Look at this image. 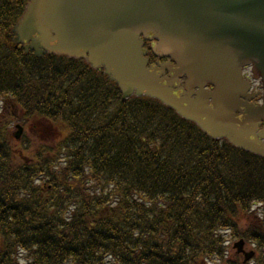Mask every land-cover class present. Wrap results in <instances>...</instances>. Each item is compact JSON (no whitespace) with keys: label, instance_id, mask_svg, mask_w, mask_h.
Segmentation results:
<instances>
[{"label":"trees","instance_id":"obj_1","mask_svg":"<svg viewBox=\"0 0 264 264\" xmlns=\"http://www.w3.org/2000/svg\"><path fill=\"white\" fill-rule=\"evenodd\" d=\"M0 0V264H264V159L84 59L35 56ZM26 128L14 138V125Z\"/></svg>","mask_w":264,"mask_h":264},{"label":"water","instance_id":"obj_2","mask_svg":"<svg viewBox=\"0 0 264 264\" xmlns=\"http://www.w3.org/2000/svg\"><path fill=\"white\" fill-rule=\"evenodd\" d=\"M17 30L39 53L89 54L96 67L105 66L119 82L125 99L136 88L139 94L146 91L187 119L206 117L203 128L214 138L233 129L237 145L264 156V146L245 139L249 133H238L234 119L244 89L242 67L253 63L254 72L264 77V0H32ZM152 31L160 53L171 56L181 66L180 74L188 75L190 90L210 82L216 91H202L183 106L147 70L139 37ZM209 98L213 111L203 108ZM262 120L264 106L250 109L251 126ZM21 133L22 128L19 137ZM237 247L241 252L243 242ZM253 255L246 254V261Z\"/></svg>","mask_w":264,"mask_h":264},{"label":"flooded vegetation","instance_id":"obj_3","mask_svg":"<svg viewBox=\"0 0 264 264\" xmlns=\"http://www.w3.org/2000/svg\"><path fill=\"white\" fill-rule=\"evenodd\" d=\"M166 61H168V59H164V58H162V59H158V60L156 61V64H155V65H157V64H159V63H162V62H166ZM245 71H246V73H248V72H247V68L245 69ZM169 76H170V74H169V72H167L166 75L163 76V78L165 79V78H167V77H169ZM246 78H247V80H249V79H250V76H249V75H246ZM184 83H185V79H184V78L181 79V80L177 83V85H176V87H175V90H176V91L178 90V92H177L178 95H180V94L182 93V88H183V86H184ZM208 88L212 89L210 86H209ZM255 91H256V90L254 89L253 92H255ZM256 92H257V91H256ZM258 93H259V92H258ZM260 102H261V98L258 97V98L255 99L252 103L255 104V105H257V104H259ZM241 112H242V111H239V112L237 113V117H238V119H240L241 121H243V115H242ZM261 129H264V124L262 125Z\"/></svg>","mask_w":264,"mask_h":264},{"label":"rangeland","instance_id":"obj_4","mask_svg":"<svg viewBox=\"0 0 264 264\" xmlns=\"http://www.w3.org/2000/svg\"><path fill=\"white\" fill-rule=\"evenodd\" d=\"M234 242H235V241H234ZM234 242H233V243H234ZM236 242H237V241H236ZM246 250H247V251L254 250V247H253L252 245H248V244H247V246H246Z\"/></svg>","mask_w":264,"mask_h":264}]
</instances>
